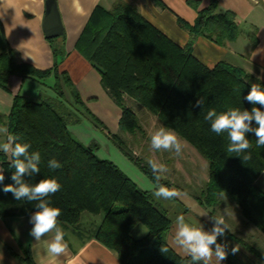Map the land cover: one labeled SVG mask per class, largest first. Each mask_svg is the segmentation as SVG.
Segmentation results:
<instances>
[{"label": "trees", "instance_id": "trees-1", "mask_svg": "<svg viewBox=\"0 0 264 264\" xmlns=\"http://www.w3.org/2000/svg\"><path fill=\"white\" fill-rule=\"evenodd\" d=\"M188 2L198 9V17L195 24L181 20L191 34L184 47L149 22L136 4L117 0L111 10L98 6L93 11L77 48L101 72L104 89L123 110L117 133L110 131L87 106L69 73L60 71L58 64L60 56L64 55L63 46L54 51L56 61L52 69L41 70L33 64L18 62L0 22V88L8 90L12 83L17 87L25 78L41 80L53 74L57 79L54 91L62 97L30 100L19 90L14 92L12 111L5 118L6 142L7 135L13 134L19 138L16 142L31 146L29 154L39 152L41 156L40 171L25 175L22 180L30 185L45 178L58 180L62 187L50 199L53 206L61 210L60 226L79 228L85 212L103 214L92 235L116 250L122 264H193L190 256L180 255L168 243L173 220L156 204L151 192L140 188L114 161L96 155L98 143L85 145L69 130L70 124L81 122L82 117L89 118L122 154L156 183L148 159L135 153L136 146L131 147L125 140L129 135L135 138L138 133H146L134 107L136 104L156 116L162 126L175 131L209 161L210 181L199 197L200 202L205 206H218L221 196L226 195L238 205L247 222L264 234V189L257 184L264 172V147H255L254 132L247 134L253 148L251 159L243 161L226 151L227 133L216 135L210 130V123L204 120L210 108L218 113L233 107L250 111L253 105L244 97L253 83L264 88V82L226 60L210 68L196 58L193 46L198 36L205 35L224 44L227 40H237L241 32L234 12L215 13L218 0H211L204 9L198 8V0ZM68 88L71 101L66 96ZM199 98L204 100L201 107L196 106ZM2 122L4 116L0 114ZM53 158L62 168H49L48 162ZM13 159L11 151L4 154L0 150V174L5 177L0 182V218L36 210L26 200L17 201L11 192H3L6 185L17 186L11 179ZM157 174L162 177L161 173ZM159 183L169 184L163 178ZM138 224L148 228L142 238L133 236L132 230ZM226 238L241 243L264 264V250L260 251L230 231L217 240L227 245L229 254L225 262L240 264L238 253H231L232 245ZM162 246L168 248L166 253L161 251ZM26 261L36 264L30 256Z\"/></svg>", "mask_w": 264, "mask_h": 264}, {"label": "crops", "instance_id": "crops-1", "mask_svg": "<svg viewBox=\"0 0 264 264\" xmlns=\"http://www.w3.org/2000/svg\"><path fill=\"white\" fill-rule=\"evenodd\" d=\"M61 13L64 34L48 40L44 31L45 0H0V22L4 28L6 41L15 51L18 62L33 64L41 70L54 67L56 53L63 46L64 55L60 56L59 69L67 71L84 102L99 116L107 128L117 133L120 131V119L123 110L114 102L102 84V74L80 51L77 44L89 23L93 11L98 6L111 10L117 0H57ZM136 4L149 22L158 27L181 47L187 45L191 39L190 32L182 25L181 20L195 24L198 9L188 0H125ZM199 9L210 5L211 0H198ZM216 14L232 11L240 27V36L235 41L227 40L219 44L205 35L196 38L193 52L196 58L210 68H214L221 61L243 64L251 74L264 82V0H218ZM57 79L51 75L44 79L25 78L17 87L10 85V89L0 88V114L4 122L0 123V144L6 142V121L11 111L16 91L30 100L44 98L61 99L55 90ZM66 96L71 101L70 88L66 89ZM130 103V102H129ZM133 105V103L131 104ZM136 106V105H135ZM144 117L155 119L156 116L144 111ZM72 134L85 145L95 140V135L102 130L97 128L87 117L81 122L69 126ZM103 134H105L103 132ZM105 136H107L105 134ZM142 138L136 136L134 145H142L141 153L148 157L147 145L142 144ZM137 141V142H136ZM115 147H117L115 145ZM118 148V147H117ZM119 149V148H118ZM2 150V149H0ZM119 151H121L119 149ZM98 155V152H97ZM103 159H109L98 155ZM112 159L136 183L134 175L147 186L155 184L135 163L125 154ZM123 166V167H122ZM125 167V168H124ZM139 170L140 173L135 171ZM128 169V170H126ZM143 178V179H142ZM259 180V179H258ZM258 183V181H257ZM30 214L15 215L0 218V264H29L26 260L30 256L36 264H122L116 250L104 245L92 234L99 226L101 219H92V227L79 228L61 226L66 233L65 240L69 247L67 253L60 257H50L45 253V241H50L54 233H48L41 241H35L29 235L32 225L29 223ZM137 227V226H136ZM135 227V228H136ZM134 228V230H135ZM134 230H132L134 232ZM168 243L182 256L187 253L174 243ZM216 261V260H214ZM222 264H228L221 261Z\"/></svg>", "mask_w": 264, "mask_h": 264}, {"label": "clouds", "instance_id": "clouds-1", "mask_svg": "<svg viewBox=\"0 0 264 264\" xmlns=\"http://www.w3.org/2000/svg\"><path fill=\"white\" fill-rule=\"evenodd\" d=\"M244 99L253 105L250 111L233 107L218 113L215 108H210L204 115V120L210 123V130L216 135L227 133L229 142L226 151L229 154H235L243 161H248L251 159L253 145L250 143L247 134L254 132L256 137L255 147H264V110H261L264 108V88L253 83ZM203 104V98L196 101L197 107H201ZM257 104L261 107H256ZM4 131L7 132L8 130L5 128ZM18 139L17 136L8 134V142L0 144L2 152L7 154L11 151L14 158L12 160L14 172L11 179L17 185H6L3 192H11L15 200H26L34 205L36 210L29 218V223L32 225L29 235L35 241H41L48 233H54L50 241H45L44 250L50 257H60L67 253L69 245L65 240L66 233L59 224L61 210L53 206L50 197L60 191L62 186L56 178L41 179L34 185L27 184L22 180L25 175L40 171L38 165L41 156L39 152L29 154L31 146L27 143L16 142ZM150 148L156 151L174 149V153L179 156L184 148V143L173 130L159 127L150 136ZM147 163L156 181L155 184L148 185L147 189L152 191L157 199L172 200L177 198L180 193L175 188H169L159 183L161 177L157 173L168 172L166 165L151 159ZM48 166L52 170L62 168V164L54 158L49 160ZM4 179V175L0 174V182H3ZM212 219L214 223L211 231H205L202 227L186 222L183 215L176 218L174 243L191 257L193 264H197V262L210 264L213 257L217 264L227 259L229 254L226 250L227 245L218 243L217 240L218 237L225 236L226 231H230L229 225L225 222L223 216L212 217ZM161 251L166 253L168 248L162 246ZM238 251V246L231 249L233 255Z\"/></svg>", "mask_w": 264, "mask_h": 264}, {"label": "rangeland", "instance_id": "rangeland-1", "mask_svg": "<svg viewBox=\"0 0 264 264\" xmlns=\"http://www.w3.org/2000/svg\"><path fill=\"white\" fill-rule=\"evenodd\" d=\"M231 64L243 67L245 71H247L246 69H248L246 66L240 63ZM134 107L137 109L138 114H140L142 127H144V130H146L145 134L138 133L139 138L143 137V139H141L142 144L147 145L146 148H148V152L150 153L149 156H145V158L166 165V167L168 168V172H161V178L169 183L167 187L175 188L180 193L177 198H174L172 200H165L162 198L157 199L153 195L152 191H150L156 204H159V206H161L168 213V216L173 220L172 228H170V233L168 235V240H172L174 238L176 231V218L179 215L185 216L186 222L193 223L196 226L209 230L212 229L214 223L212 217L223 216L225 218V222L229 225L231 233H234L239 238H242V240L253 244L257 249L263 251L264 234L260 230H258L256 226H252L247 222V220L241 214V210L238 205L234 201L230 200L229 197H227L226 195H222L221 199L219 200L220 204L218 206H205L200 202L199 197H202L205 190H207L206 188L208 187L210 181V163H208L209 161L201 154V152L197 151L196 148L192 146L188 141L180 138V136L175 131L174 132L184 143V148L179 156L174 153V149L169 151H156L151 149V134L154 130L164 126H162V123L157 117L153 120L144 117L142 113L146 110L139 104H136V106ZM133 139L134 136L132 135H129L125 138V140L129 142L131 147L134 146L133 144L135 141ZM92 142H96L99 145V148L97 150L98 155L110 158L111 160H117L119 158L118 155H121V151H119V149L115 147V144L110 141V138L108 136H105V134H103V131L97 133L95 135V140ZM141 147L142 145L139 144L135 147V153H137L139 156H143V154L141 153ZM133 169L135 170L136 168ZM135 171L140 173L139 170ZM142 175H144V177L147 176L146 174ZM134 179L137 181V184L140 188H146V185L143 183V181H140V179H138L135 175ZM257 181V184L259 185L258 187L264 189V172ZM96 217L101 219L99 222L100 224L103 218V214L94 215L89 212H85L82 216L80 226L83 225L85 228L92 227L94 224L89 219L93 220ZM147 229L148 228L144 224H138L133 232V236L135 238H142L148 233ZM226 240H228L232 247H239V251L237 253L239 255L240 264H263V262L252 255V253L249 252V250L243 245H241V243L229 240V238H226ZM214 260L215 258L213 257L210 264H217V262ZM201 263L203 264V262ZM220 264L222 263L220 262Z\"/></svg>", "mask_w": 264, "mask_h": 264}, {"label": "water", "instance_id": "water-1", "mask_svg": "<svg viewBox=\"0 0 264 264\" xmlns=\"http://www.w3.org/2000/svg\"><path fill=\"white\" fill-rule=\"evenodd\" d=\"M47 10L44 19V31L47 39L60 37L64 34V24L58 7L57 0H45Z\"/></svg>", "mask_w": 264, "mask_h": 264}]
</instances>
